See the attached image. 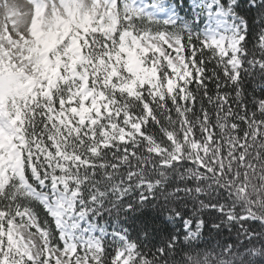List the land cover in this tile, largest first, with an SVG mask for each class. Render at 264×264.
Segmentation results:
<instances>
[{
  "label": "snow or ice",
  "instance_id": "obj_1",
  "mask_svg": "<svg viewBox=\"0 0 264 264\" xmlns=\"http://www.w3.org/2000/svg\"><path fill=\"white\" fill-rule=\"evenodd\" d=\"M0 264H264V0H0Z\"/></svg>",
  "mask_w": 264,
  "mask_h": 264
}]
</instances>
